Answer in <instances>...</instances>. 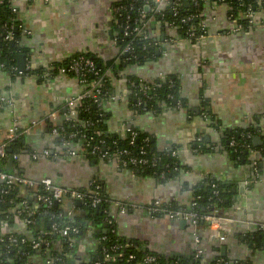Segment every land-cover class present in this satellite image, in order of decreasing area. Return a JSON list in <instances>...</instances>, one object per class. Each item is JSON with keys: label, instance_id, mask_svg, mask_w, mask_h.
<instances>
[{"label": "crops", "instance_id": "obj_1", "mask_svg": "<svg viewBox=\"0 0 264 264\" xmlns=\"http://www.w3.org/2000/svg\"><path fill=\"white\" fill-rule=\"evenodd\" d=\"M119 1H18L19 46L29 54L24 69L29 61L32 69L51 70L52 63L78 53L91 54L103 62L116 59L119 49L114 40L113 8ZM227 11L223 3L205 4L201 16L207 34L200 44L168 43L166 39L175 38L173 32L165 31L163 36L157 24H150L149 33L161 39L158 58L122 71V76L133 75L147 82L173 75L180 82L177 105L160 115H135L120 96L125 89L124 76L114 80L116 97L104 104L110 114L109 132L132 126L150 135L158 152L175 148L183 167L177 176L161 181L134 174L112 161L63 153L51 145L53 136L45 131L44 118L52 112H56V120L60 117L66 101L79 91L77 79L59 73L51 78L15 76L12 71V80L11 69L0 67V98L12 101L11 106L0 102V144L13 120L19 130L38 122L26 137L30 153L17 156L14 173L35 180L49 178L70 190L88 189L97 180L110 201L108 212L118 237L168 260L190 258L201 249L202 264H264V249L253 251L247 241L254 231L264 232V151L260 150L264 144V23L233 32ZM204 109L210 117L200 114ZM249 126L257 130L254 137H259L261 144L254 142L247 161L237 163L225 149L223 134L227 129ZM199 141L212 149L197 152L194 145ZM206 177L225 184L230 194V203L217 212L222 219L223 241L204 226L147 214L145 206L156 200L190 205L193 187ZM116 203L125 204L127 210L120 212ZM62 208L70 216L82 214L71 200ZM13 229L25 232L23 223ZM96 249L89 228L79 255L92 256Z\"/></svg>", "mask_w": 264, "mask_h": 264}, {"label": "trees", "instance_id": "obj_2", "mask_svg": "<svg viewBox=\"0 0 264 264\" xmlns=\"http://www.w3.org/2000/svg\"><path fill=\"white\" fill-rule=\"evenodd\" d=\"M2 1L3 3L0 4V66L2 69L8 70L16 64L17 54L22 53L25 56H29V54L25 48L19 46L22 36L21 32L15 29L18 25L17 12L13 13L10 10L7 0ZM186 1L178 8L176 15L173 14L172 6L169 4H166L161 10L156 12L155 0H120L114 7L124 6L125 12H129L132 17L137 16V11L153 15L156 21L155 24H157L156 27L163 32V36L165 31H172L175 38L168 39H172L175 42L179 38H189V33L192 31L196 35L203 32V30H200V25L203 23L201 14L205 4L208 2L216 1L218 4H225L228 8L227 16L233 15L238 18L248 6L250 8L255 7L256 12L264 11V0H262L260 7L255 5V0H196L197 5H194L191 0ZM130 5H132V9H129ZM190 14L196 17L190 22L183 23L182 19ZM123 18L122 16L119 20L120 24L123 23ZM11 19L14 26L11 30L13 42L4 39V30L2 28ZM238 24L248 30L246 21L239 18ZM149 28L148 33L150 31ZM114 32L116 34L114 39L119 49L118 56L114 60L103 62L91 54L78 53L61 62L52 63L51 70L35 68L29 70L27 75L22 74L21 76L42 77L43 75H48L47 77L51 78L59 73L60 68L68 69L72 60L79 55L93 60L96 65L97 76L89 75L86 80L87 82H97L100 90L99 100L101 105L98 106L93 103L91 98H85L83 102L74 108L75 116H70V111L65 108V111L62 109L59 111L58 115L60 117L57 120H52L50 117L44 118L45 131L51 134L56 129L58 132L57 136L51 138V145L59 148L63 153L75 150L79 155L104 162H114L117 158L126 163L125 166L120 164V168H127L134 174L151 175L158 180L166 181L177 176L179 174L178 169H183L178 157L173 155L175 148L158 152L150 135L132 126V131L136 132L137 135L133 144H130V132H109L108 121L110 114L104 110L105 102L116 93L114 80L123 78L124 75L122 76L121 73L126 66L156 60L159 53L157 55L155 52H159L158 49H162L161 39L156 38L152 34H150L147 41H143L139 37L124 38L122 31L117 27ZM126 45H129L132 50L130 53L122 52ZM12 73L10 71V78L14 80ZM13 74L18 76L16 73ZM68 74L72 75L71 73ZM124 81L128 93L126 100L135 115L144 113L160 115L164 110L174 107L179 102L180 82L173 75L151 82L140 80L133 75H126L124 76ZM205 111V109L202 110L200 114H206L210 117L209 111ZM210 120L212 122L210 125L215 126L214 120L212 118ZM256 135L257 130L251 126L227 129L223 134L225 149L237 163L246 162L249 152L254 148L252 139ZM145 139H147V142H144ZM231 141L234 142V146L230 145ZM94 147H97V149L95 150ZM141 148H143V154L141 153ZM194 149L199 153H203L210 151L212 146L205 144L204 141H199L195 143ZM123 151L127 153H122ZM24 152L30 153L27 138L22 135L16 136L6 147V156L4 158L0 157L1 171L14 173L13 167L16 161L12 159V155L19 156ZM131 158L136 160L147 159L150 162L134 167L129 163ZM152 159L154 160L152 161ZM9 167H12L11 170H8ZM2 185L3 193L0 194V225L2 223L6 224L7 235L11 234L18 241L21 239L25 241L24 243L19 242L12 247H8V243L5 240L7 236L3 235L4 241L0 242V264H44L46 260L51 261L53 264H69L70 260H74L75 264H83L87 259L92 261L101 260L105 255L117 257L118 261L115 264L203 263L202 256L198 258H195V256L178 258L171 261L150 252L144 247L137 246L134 241H126L123 238H119L114 221L112 220L109 223V220L112 219L108 212L110 201L97 180L92 181L88 189L76 190L81 192L84 198L79 206L74 203L76 208L82 213L75 217L69 216L62 208L69 199H65L61 204L54 203L47 207L36 201L34 197L26 195L22 189L12 190L4 184ZM92 191L97 192V197L101 199L98 206L95 207L91 204L93 198L96 197L92 195ZM24 200L27 201V210H22V206H20ZM229 203L230 194L227 186L214 178L203 179L192 189L191 204H194L193 211L197 213L198 218L209 216L214 211L218 212ZM161 208L177 210L186 207L161 202ZM19 210L22 212L17 216L16 211ZM28 212L32 213L29 219L33 223L25 227V232L13 229L14 225L22 223ZM157 216H164V214ZM53 223L57 225L59 230L64 227H70L77 228L79 232L73 233L71 231L67 236H63L60 232L52 230L51 226ZM195 225L197 227L202 226V221L197 220ZM10 227H12V230H9ZM89 228L92 230L94 239L97 242V249L92 256L85 257L79 255V248L83 245L85 234ZM34 240L41 241L40 252L32 250L31 242ZM247 241L253 251L264 249L263 229L256 230L250 234L247 237ZM45 242H48L47 246L44 245ZM66 255H69V258H66ZM147 257H154L155 260L152 263H145L144 260ZM212 264L218 263L213 262ZM235 264L240 263L237 262Z\"/></svg>", "mask_w": 264, "mask_h": 264}, {"label": "built area", "instance_id": "obj_3", "mask_svg": "<svg viewBox=\"0 0 264 264\" xmlns=\"http://www.w3.org/2000/svg\"><path fill=\"white\" fill-rule=\"evenodd\" d=\"M18 1H20V0H7L8 6L10 7V10L13 13L17 12L16 3ZM237 1H242V0H237ZM184 2H187V1L186 0H155L156 6H157L155 11L158 12L166 4H169L172 6L173 14L176 15L178 8H180ZM191 2L194 5H197L196 0H191ZM2 3H3V1L0 0V4H2ZM215 3H217V2L212 1V4H215ZM261 4H262V0H255V5L257 7H260ZM132 8H133L132 5H130L129 9H132ZM127 13L125 12L124 6H116L113 8L115 25L120 31H122L123 37L124 38L139 37L143 41H147L149 39V36H150V33H148V27L150 26V24L156 23L154 16L153 15H147L141 11L140 12L137 11V16H134V17H132L129 12H127ZM122 16L124 17L123 18L124 20H123V23L120 24L119 20L122 18ZM195 17H196L195 15L190 14L187 17L183 18L182 22L183 23L190 22ZM239 18L242 19L243 21H246L247 29H251V28H254V27L264 23V11L263 12H256L255 7L250 8V6H248L246 8V10L244 11V13L242 15H240ZM239 18L234 17L233 15L228 16V19H229V21L233 27V29H232L233 32L245 30L242 27V25L238 24ZM13 27L14 26L12 24V19L9 20L2 27L4 30V36H5L4 39L6 41H12L13 42V35H12V31H11L13 29ZM15 29H17V27H15ZM200 30H203V32L199 35H196V33L192 31L189 33V38H187V39L179 38L176 41L177 42L178 41L179 42L180 41H187V42H191L193 44H200L206 38V34H207L206 27L203 23L200 25ZM114 36H116V34H114ZM166 42L173 43L175 41H172V39H166ZM131 51L132 50L130 49L129 45H126L124 47V49L122 50V52H124V53H130ZM61 61H63V60H61ZM32 68L33 67L31 66L30 62L27 61L26 65H25V69L23 72H17V68L14 66L11 67V71H13L14 73L17 72V74H19V75H22V74L27 75V72L29 70H31ZM95 68H96V65H95V62L93 60L85 58L82 55H79L77 58L72 60L68 69H65V68L59 69V74L64 75V74L71 73L73 75V77H75L77 79V82L79 85V91L74 96L70 97L65 103V108L68 109L71 113L70 116H73V115L75 116L74 108L78 104L83 102V100L85 98H91L93 100V103L97 104L98 106L101 105V102L99 100L100 90L98 88L97 82H95V81L87 82V80H86V78L89 75L97 76V71L95 70ZM127 94L128 93H127V90L125 88L123 90V93L120 94V96L122 98H125V100H126ZM115 97H116V95H112L110 97V99L115 98ZM0 102L7 105V106L12 105V101L9 99L0 98ZM56 115H57L56 112H52L49 115V117L52 120H56ZM37 124H38L37 121H32L27 128H25L23 130H19L18 125H17V121L13 120L10 128L8 129V131L6 133L4 141L0 144V157L4 158L6 156L5 149L16 136H19V135H22L25 137L30 136L33 132L34 127L37 126ZM120 132L121 133L122 132H125V133L130 132L131 133L130 144H133V141H134L137 133L132 131L131 126L124 127V129ZM51 134H52V136H57L58 132L56 129H54ZM71 136H73V135H71ZM144 142H147V139H145ZM230 145L234 146V142L231 141ZM94 149L96 150L97 147H94ZM260 150L264 151V144L262 145ZM122 153H127V152L123 151ZM141 153L142 154L144 153L143 148H141ZM65 154H69L70 156L79 155V154H77V151H75V150L68 151ZM173 155L176 156L175 151L173 152ZM17 158H18L17 155H12L13 160H17ZM153 160L154 159H152V161ZM114 162L118 166L120 164L125 166V164H126L124 161L119 160L117 158L114 160ZM149 162L150 161L147 159L136 160L135 158H131L129 161V163L134 167H137L138 165H145ZM178 170H179V172L182 171V169H178ZM206 178H208V177H206ZM0 183L4 184L8 188H11L12 190L22 189L26 195H28L29 197H34L36 199V201L41 202L42 204L46 205L47 207H49L50 205H52L54 203L61 204L65 199H69L73 203H75L76 201L82 202L83 198H84V195L81 192L76 191V190H70V189H67L63 186H60V185L54 183L49 178H43V179L35 180V179H31V178H28L26 176L18 175V174L12 173V172L6 173L3 171H0ZM2 184L0 186V194L3 193V189H1L3 187ZM96 188H98V186H96ZM92 195L96 196L92 200V203H91L92 206H94V207L98 206L101 199L99 197H97V192L92 191ZM20 206H22V210H24V209L27 210V201L26 200L22 201ZM109 206H110V204H109ZM116 207H118L120 212H122V213L125 210H127V206L125 204L116 203ZM130 208H132V207H130ZM193 209H194V204H190V205L186 206V208H183V209L166 210L164 208H161V201H159V200L153 201V202H151V204L145 206V210H146L147 214L150 216H157L159 214H164V216H168L169 218H172V219H181L184 221H188L194 226L197 223V220H201L202 226L209 229L211 231V234L213 237L219 239L220 241H223L225 239V234H223V232H221V230L224 231V229L222 228V226H220L221 225L220 222L222 219L218 216L217 211H214L209 216H202V217L198 218L197 213L194 212ZM21 212L22 211H20V210L16 211V215L18 216ZM31 214H32L31 212H28L26 214V217L23 218V220H22V223L24 224L25 227H27V225H30L33 223V221L29 219V216ZM111 222H112V220H109V223H111ZM0 228H1L0 229V242L4 241L3 235H6L7 237L5 238V240L8 243V247H12L13 245L18 244L19 242L24 243V241H25L24 239H21L20 241H18L11 234L7 235L8 231L6 228V224L2 223L0 225ZM51 228L53 231L60 232L61 235H63V236H67L69 234V232H71V231L73 233L79 232L77 228H70V227H64L61 230H59L55 223L52 224ZM196 243H198L197 240H196ZM44 245L47 246L48 242H45ZM40 247H41V241L40 240H38V241L34 240L31 242L32 250L40 252ZM125 247H127V245H125ZM201 255H202V251H201V249H198L196 251L195 258H198ZM66 258H69V255H66ZM130 258H132V257H130ZM154 260H155L154 257H147V258H145L144 262L145 263H152ZM117 261H118L117 257L105 255L103 257V259H101V260L92 261L90 259H87L85 261V263H83V264H115V263H117ZM44 264H53V263L49 260H46V261H44Z\"/></svg>", "mask_w": 264, "mask_h": 264}, {"label": "water", "instance_id": "obj_4", "mask_svg": "<svg viewBox=\"0 0 264 264\" xmlns=\"http://www.w3.org/2000/svg\"><path fill=\"white\" fill-rule=\"evenodd\" d=\"M147 9V8H146ZM158 55V52H155ZM24 62H25V55L24 54H17L16 55V68L18 72H22L24 70ZM253 143L257 142L258 144H261L259 137H253ZM8 170H11V167L8 168ZM1 171V169H0ZM77 206L81 204L80 201L75 202ZM69 264H75L74 261H70Z\"/></svg>", "mask_w": 264, "mask_h": 264}]
</instances>
